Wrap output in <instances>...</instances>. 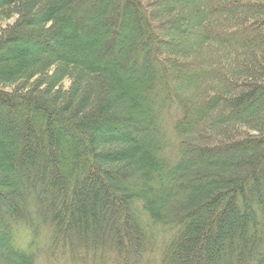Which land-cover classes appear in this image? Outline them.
Wrapping results in <instances>:
<instances>
[{"label":"trees","instance_id":"16d2710c","mask_svg":"<svg viewBox=\"0 0 264 264\" xmlns=\"http://www.w3.org/2000/svg\"><path fill=\"white\" fill-rule=\"evenodd\" d=\"M0 24V264H264V0Z\"/></svg>","mask_w":264,"mask_h":264},{"label":"rangeland","instance_id":"374dc122","mask_svg":"<svg viewBox=\"0 0 264 264\" xmlns=\"http://www.w3.org/2000/svg\"><path fill=\"white\" fill-rule=\"evenodd\" d=\"M3 26V25H2ZM0 27H1V24H0ZM5 253H3V252H1L0 251V256H2V255H4ZM148 257H146V259H147ZM0 262H1V260H0Z\"/></svg>","mask_w":264,"mask_h":264}]
</instances>
